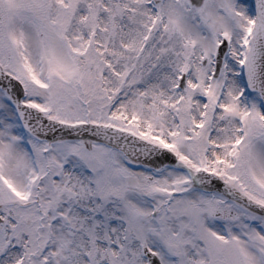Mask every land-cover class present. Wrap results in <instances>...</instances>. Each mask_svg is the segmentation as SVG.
<instances>
[{"label": "snow or ice", "instance_id": "snow-or-ice-1", "mask_svg": "<svg viewBox=\"0 0 264 264\" xmlns=\"http://www.w3.org/2000/svg\"><path fill=\"white\" fill-rule=\"evenodd\" d=\"M0 264H264V0H0Z\"/></svg>", "mask_w": 264, "mask_h": 264}]
</instances>
